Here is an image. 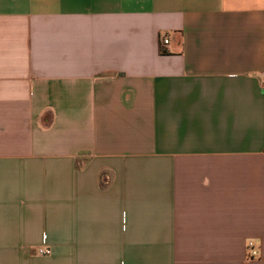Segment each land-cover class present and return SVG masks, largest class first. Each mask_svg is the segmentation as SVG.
<instances>
[{
	"label": "crops",
	"instance_id": "crops-1",
	"mask_svg": "<svg viewBox=\"0 0 264 264\" xmlns=\"http://www.w3.org/2000/svg\"><path fill=\"white\" fill-rule=\"evenodd\" d=\"M0 264H264V0H0Z\"/></svg>",
	"mask_w": 264,
	"mask_h": 264
},
{
	"label": "built area",
	"instance_id": "built-area-1",
	"mask_svg": "<svg viewBox=\"0 0 264 264\" xmlns=\"http://www.w3.org/2000/svg\"><path fill=\"white\" fill-rule=\"evenodd\" d=\"M163 41H164V43H168L167 38H165ZM247 248H248V258H255L258 256V251L254 248V244L252 241H248ZM37 253L40 255H47L50 253V250L44 249V248H39Z\"/></svg>",
	"mask_w": 264,
	"mask_h": 264
},
{
	"label": "trees",
	"instance_id": "trees-1",
	"mask_svg": "<svg viewBox=\"0 0 264 264\" xmlns=\"http://www.w3.org/2000/svg\"><path fill=\"white\" fill-rule=\"evenodd\" d=\"M163 38H161V41H160V50L161 52H165V49H163Z\"/></svg>",
	"mask_w": 264,
	"mask_h": 264
},
{
	"label": "rangeland",
	"instance_id": "rangeland-1",
	"mask_svg": "<svg viewBox=\"0 0 264 264\" xmlns=\"http://www.w3.org/2000/svg\"><path fill=\"white\" fill-rule=\"evenodd\" d=\"M50 254V253H49Z\"/></svg>",
	"mask_w": 264,
	"mask_h": 264
}]
</instances>
